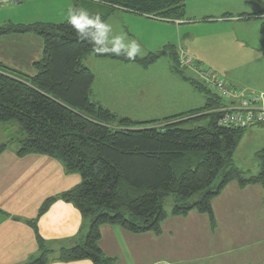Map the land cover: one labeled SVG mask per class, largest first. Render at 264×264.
<instances>
[{
  "label": "trees",
  "instance_id": "16d2710c",
  "mask_svg": "<svg viewBox=\"0 0 264 264\" xmlns=\"http://www.w3.org/2000/svg\"><path fill=\"white\" fill-rule=\"evenodd\" d=\"M185 2L76 0V6H83L93 14L98 12L106 20L116 10H123L180 21L186 17ZM10 35L41 37L44 50L42 58L32 64L34 75L22 74L0 63V125L19 128L7 144L0 146V155L14 145L20 158L51 157L68 174L82 178L78 187L47 200L39 212L41 216L52 203L60 200L72 204L84 218L90 219L86 241L63 249L60 262L115 264L98 246L100 228L111 225L134 235L160 234L161 224L168 216L164 210L168 197L175 200L173 216L186 217L191 212L206 214L215 228L212 202L229 184L236 181L241 188L264 187V154L259 156L258 175L246 177L235 168L233 156L247 129L220 126L218 109L224 105L222 100L196 79L187 80L204 92L206 104L161 122L118 119L91 100L95 77L84 65L88 56L147 68L169 53L174 72L184 78L183 71L187 69L180 66L179 52L174 46H167L159 54L129 61L94 54L89 44L76 38L67 21L59 24L10 22L0 26V37ZM205 120V126L198 125ZM218 179L219 184L214 186ZM198 194H202L198 201L188 204ZM29 224L36 231L42 251L28 264H48L51 252L39 236L36 224Z\"/></svg>",
  "mask_w": 264,
  "mask_h": 264
},
{
  "label": "crops",
  "instance_id": "0c3cea01",
  "mask_svg": "<svg viewBox=\"0 0 264 264\" xmlns=\"http://www.w3.org/2000/svg\"><path fill=\"white\" fill-rule=\"evenodd\" d=\"M73 2L76 5V0H73ZM10 9L13 8L9 7L6 11L11 15ZM14 10L18 11L19 8ZM185 12L186 17L184 20L168 21L116 10L107 19V22L112 25L114 34L123 31L128 34L130 39L138 40L142 49L146 52L144 58L150 54H159L167 46H174L176 50L184 49L187 45L185 44L186 39L181 38L182 35L186 34L190 38L192 35L191 33H186L187 25L201 24L207 26L216 24V29L223 31L226 27L228 35H238L232 36L235 40L234 42H230L231 50L239 52L236 63L233 65L230 63L233 68H241V74L242 72L250 71L251 75L260 72L259 68H264V55H260L264 53V22L261 28V36H259L260 34L242 31L243 27L241 26L243 23H254L259 22L258 20H264V0H186ZM12 15L10 17L6 12L2 13L1 11L0 26L10 22L14 24H28L30 22L24 17L15 18ZM114 18H117L115 22H113ZM140 21H144L143 28H141ZM55 22L42 23H62V21ZM148 29L164 31L166 34L165 38L163 37V41L158 45L157 50L155 48L148 49V42L144 41L146 40L145 31ZM257 36H259V39ZM0 39H4V41H0V53L3 50L5 51V54L0 55V63L22 74L26 72L24 68L31 72L30 69H33L32 64L40 60L37 56H40L42 51H40V54L35 51L33 42L36 40L28 35H10L0 37ZM233 44L235 45V49ZM180 45L183 47H180ZM194 54L200 64H211L209 54L199 52H195ZM168 57L169 53L162 56L151 67L145 68L144 72L141 73H139V68L134 70L132 66L128 65L121 66L122 64H112L113 62H106L103 65L115 73H118V68L120 72L133 70L139 74H143L147 71L158 75L161 78L156 79L160 83L159 86L152 83L149 86L152 88L153 97H161V102L168 103L166 107L169 112L164 115L165 119L202 108L195 107L194 94L190 93L192 90L187 88V81L176 76L173 71L172 60H165ZM161 59L164 61V64H160L163 62H160ZM158 65H162V68L157 69ZM155 66V70H151ZM87 68L92 69L90 67ZM211 70L213 71V69ZM227 73L230 76V81H226L225 78L223 79L229 85L246 93L255 92L248 89L250 88L248 84L240 82V78L232 76V79L231 73L229 71ZM163 77L165 79H162ZM189 84L192 85L190 82ZM192 87L196 91L193 85ZM259 90L261 93H264V87L259 88ZM188 93L192 96H188ZM256 93L258 92L256 91ZM131 94L132 98L136 95L134 92H131ZM95 96L96 94L92 87L90 97L92 99ZM93 102L102 106L97 100ZM163 112H159V114ZM2 126V133H9L11 134L10 137L19 131V128H15L14 125ZM15 129L17 131L14 132ZM1 142L4 143V141L0 140V144L3 145ZM81 183V176L78 174H68L59 161L42 155H28L20 158L16 154V148L9 146L0 155V264H28L39 257L42 250L36 237V231L29 224L30 222L36 224L39 236L45 242L46 249L51 252L48 264H93L91 261L70 263L59 261V255L63 249L73 248L86 241L90 230V219L84 218L72 204H67L60 200L52 203L49 209L39 216L40 209L47 200L58 198L63 193L78 187ZM228 187L246 205H248L249 198H253L250 200L251 206L248 205V208L251 210H248L254 215L258 214V216H261V207L264 208L263 186L240 188L236 183H231L226 188ZM226 188L222 193L226 192ZM253 200L256 202L254 207H252ZM213 202L212 209L215 220L216 213L213 208ZM239 208L243 209L241 206ZM189 215L182 218L187 219ZM194 215L196 216V214ZM200 215L202 214H197L196 217L199 219ZM195 216H191L190 220H193ZM188 220H185V223H181L183 227L179 228L178 231L175 230V232L172 229L164 228V221L161 224L160 234L148 232L134 235L125 231L120 226L105 225L100 228L101 239L98 246L105 257L115 260V264H155L160 261L173 264H200L203 261H197L182 253V246L187 236V228L184 225L188 223ZM202 220V229H196L198 236L196 234L197 238L194 240L195 244L198 245V249L202 245L211 247L212 243H214L213 233L218 229V224L213 228L211 221L209 223L206 219ZM181 224L178 223L177 225ZM187 227L189 226L187 225ZM198 227H200V224ZM196 230L194 231L195 233ZM203 233L207 236L208 240L206 242L203 239Z\"/></svg>",
  "mask_w": 264,
  "mask_h": 264
},
{
  "label": "rangeland",
  "instance_id": "374dc122",
  "mask_svg": "<svg viewBox=\"0 0 264 264\" xmlns=\"http://www.w3.org/2000/svg\"><path fill=\"white\" fill-rule=\"evenodd\" d=\"M72 5H75L73 0H24L19 4H10L0 7V12H6L10 17L12 14L15 15H12L15 18L24 17L28 21H30L28 24L55 21L63 22L67 20L66 9ZM9 7L13 8L10 9L12 13L11 15L8 13V11H6V9H9ZM17 8H19V10L15 11L14 9ZM116 19L117 18H114L113 22H115ZM258 21L259 22L254 23H243V25H241L243 27L242 31H247V33L252 32L253 34L256 33L258 35L260 34L259 36H261V28L264 20ZM140 25L142 26L140 27L143 28L144 21H140ZM216 27V24L207 26L201 24L187 25L186 33H191V38L187 37L186 34L182 35L181 38L186 39L185 44L187 46H185L184 49L181 48L177 51L179 53L184 52L186 55L194 58V60L196 61V56H194L195 52L209 54L212 66L211 64L204 63L203 66L206 69H213L214 73L219 75L221 79L225 78L226 81H230V76H228L227 73L229 71L231 73L232 79V76L238 77V79L240 78V82L249 85L250 88L248 89H250V91H257L258 94H260L261 92L259 88L264 87V68H259L258 70L260 72H256L253 75H251L250 71L242 72L241 74V68H233L230 63L232 65L236 63V60L239 57V52H237L236 50H231L230 42H234L235 38L233 37L238 35H228L226 27L223 31L216 29ZM145 35L146 40L144 41H146V43L148 42V49L155 48L156 50L159 47L158 45L160 44V42L163 41V37L165 38L166 36L164 31H153L151 29L145 31ZM28 36H31L36 40L33 42L35 51L40 54V51L42 50L40 56H37L38 59H41L44 50L42 38L36 35ZM259 36H257L258 39ZM0 41H4V39H0ZM39 44L41 45L39 46ZM250 45L252 46V44ZM180 47L183 46L180 45ZM233 47L235 49L234 44ZM4 52L5 51L3 50L0 55L5 54ZM145 55L139 58L142 59L145 57ZM90 56L91 57H88L84 60V65L86 67L92 68L90 70L95 75L93 90L95 91L96 96L92 97L93 101L97 100L98 102H100L102 107L115 114L118 119L128 118L136 123H144L154 120H156L157 122H161L165 120L164 115L169 112L167 111L166 107L168 103L166 104L165 102H161V97H153L152 88L151 86H149L151 85L150 83L159 86L160 83L156 81V79L161 78L158 75L147 71H145V73L143 74H139L141 72H144L143 70L145 69V67H142L138 64L121 63L114 60L97 59L93 55ZM165 60L171 61L172 57L169 55L168 59ZM162 61L163 60L161 59L160 62ZM106 62H113L112 64H122L121 66H132L134 70H137L139 68L140 72L138 73L133 70L120 72L117 68L118 73H115L110 68L103 65ZM171 62L173 63V61ZM160 64H164V61ZM151 66L152 65H150L149 67ZM155 68L156 66L151 70H155ZM161 68L162 65H158L157 69ZM24 69L26 71V75L35 74V71L33 69H30L31 72H29V70L26 68ZM183 72L184 78H182L181 75H178L175 72L174 73L177 77H181L182 79L187 81V88L192 90L190 91V93L194 94L193 96L195 97V107H203L207 101L206 95L204 94V92L198 91L195 87L194 88L196 91H194L192 85L189 84L190 81L187 80L196 79V81L202 83L200 77L191 70H185ZM162 79L165 78L163 77ZM131 92H134V94H136L135 96H133V98ZM190 93H188L187 95L190 96ZM140 94L142 97L140 96ZM188 99L192 100L190 98ZM159 112L163 113L159 114ZM206 124L207 121L205 120L203 122H200L198 125L205 126ZM115 125L114 127H116ZM142 126L136 125V127ZM15 128H18L17 125L15 126ZM15 131L17 130L15 129L14 132ZM2 132L3 126L0 125V140L4 141V143H7L11 134ZM11 147L15 146L11 145ZM261 154H264V128L255 127L252 129H248L234 153V166L246 177L258 175L261 169L259 159V156ZM233 183L237 184L236 181ZM218 184L219 179L214 183V186ZM254 195L257 196L256 194ZM201 196L202 194L196 195L194 198L188 201V204L197 202L199 197ZM251 199L253 198H249V206H251ZM174 203L175 200L173 197H168L164 202V210L166 211L168 216L166 218L167 220H165L163 224V227L172 229V231L175 232V230L178 231L179 228L183 227L181 223H185L184 221H187V219H189V224L186 223L184 225L187 228V236L185 238L186 241L182 246V253H185L186 255H188V257L196 259L197 261H203L200 264H264L263 207H261V216H258V214H252V212L249 211L251 210L248 208L249 206L241 201L240 197L237 196L236 193L232 191V189H230L229 187L226 188V192L222 193V195L213 202V208L215 209L216 213L215 226H217L218 224L217 231L213 233L214 243H212L211 247L208 245H202L198 249V245H196L194 241L198 236V231L196 229H202V219H206L207 222L210 223L209 216L203 214V216L200 215L201 217L198 219L196 216L199 213L193 212L187 219H184L182 217H175L172 215ZM255 205L256 202L253 200L252 207H254ZM240 206L243 207V209H240ZM194 214H196V216ZM191 216H195V218L193 220H190L192 218ZM178 223H180L181 225H177ZM199 224L200 227H198ZM187 225L189 227H187ZM195 230L196 233L194 232ZM205 233H203L202 236L204 241L206 242V240L208 239Z\"/></svg>",
  "mask_w": 264,
  "mask_h": 264
},
{
  "label": "built area",
  "instance_id": "2783aa9c",
  "mask_svg": "<svg viewBox=\"0 0 264 264\" xmlns=\"http://www.w3.org/2000/svg\"><path fill=\"white\" fill-rule=\"evenodd\" d=\"M24 0H0V7L19 4ZM180 66L197 74L202 83L209 87L223 102L218 109L219 125L224 128L252 129L264 126V96L256 92L246 93L229 85L219 75L206 69L184 52L179 53ZM155 264H160L157 262ZM167 264H173L167 262Z\"/></svg>",
  "mask_w": 264,
  "mask_h": 264
},
{
  "label": "clouds",
  "instance_id": "9594fccd",
  "mask_svg": "<svg viewBox=\"0 0 264 264\" xmlns=\"http://www.w3.org/2000/svg\"><path fill=\"white\" fill-rule=\"evenodd\" d=\"M66 17L76 38L89 44L96 55L123 57L129 61L145 55L138 40L130 39L123 31L114 34L112 25L98 12L93 14L83 6L72 5L66 9ZM160 264L167 262L161 261Z\"/></svg>",
  "mask_w": 264,
  "mask_h": 264
}]
</instances>
